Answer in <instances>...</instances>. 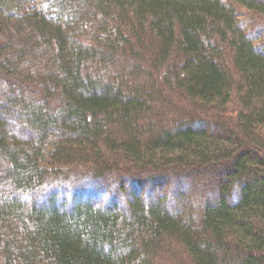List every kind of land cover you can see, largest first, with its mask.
<instances>
[{
  "label": "trees",
  "instance_id": "trees-1",
  "mask_svg": "<svg viewBox=\"0 0 264 264\" xmlns=\"http://www.w3.org/2000/svg\"><path fill=\"white\" fill-rule=\"evenodd\" d=\"M0 264H264V0H0Z\"/></svg>",
  "mask_w": 264,
  "mask_h": 264
},
{
  "label": "rangeland",
  "instance_id": "rangeland-1",
  "mask_svg": "<svg viewBox=\"0 0 264 264\" xmlns=\"http://www.w3.org/2000/svg\"><path fill=\"white\" fill-rule=\"evenodd\" d=\"M163 124H165L164 123V121H162V120H160V122H158V125L159 126H162ZM212 129V131H218L217 129H213V128H211ZM210 175V174H209ZM209 175H207V176H209ZM208 181L205 183L206 185L207 184H209L210 182H212L210 179V177H207L206 178ZM169 182V181H168ZM188 185L184 188L186 191H184L185 193H186V198H187V200H188V202L190 203V205H194L195 204V202H192V197H191V193H197V194H201V193H203L202 192V185H200V184H197L194 180H190L188 183H187ZM204 184V185H205ZM173 183H172V181H171V183H169V184H166L165 185V183H163V182H158L157 183V186H158V188H157V195H159V194H169L170 195V193H171V195H174L173 194ZM199 185V186H198ZM203 185V186H204ZM166 186V187H165ZM138 188L136 187V188H133V186H132V189H129L128 188V190H130V193H132V192H136V190H137ZM182 189V188H181ZM178 190V189H177ZM183 190V189H182ZM141 194H144V191H141ZM204 194V193H203ZM170 195V196H171ZM144 196V195H143ZM168 196V195H167ZM207 196V195H206ZM206 196L204 197V198H206ZM173 196H171L170 198H172ZM208 198V197H207ZM206 198V199H207Z\"/></svg>",
  "mask_w": 264,
  "mask_h": 264
}]
</instances>
